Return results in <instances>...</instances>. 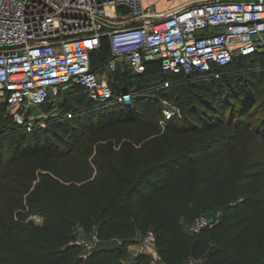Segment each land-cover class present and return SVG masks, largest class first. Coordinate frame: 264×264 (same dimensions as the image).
<instances>
[{"label": "trees", "instance_id": "trees-1", "mask_svg": "<svg viewBox=\"0 0 264 264\" xmlns=\"http://www.w3.org/2000/svg\"><path fill=\"white\" fill-rule=\"evenodd\" d=\"M109 57L108 40L103 38L100 48L91 53L92 70H104ZM263 60L264 52L238 57L227 66L215 67L206 74H163L153 65H149L142 75H134L131 70L123 73L117 70L115 81L110 79V85L114 92L126 90L135 92L136 96L129 105L122 102L91 100L81 87L75 85L61 94L57 102L59 113L51 117L45 127L38 126L35 121L28 129L26 125L17 124L10 117L4 116V108H2L0 112V203L3 202V198L9 196V192L18 193L17 189L9 187L4 180L13 181V176H22L26 181L17 184L19 189L24 188L28 183L29 173L33 168L26 167L22 163V167L27 171L19 173L14 168L16 165L24 158H30L36 167L43 171L47 170L52 161L60 158L64 149L62 147L73 138L77 131L87 132L90 128L102 129L125 121L136 122L139 126L150 127L154 124L160 129L158 105L155 107L152 105L144 113L141 105L133 103V100L143 99L151 94L148 84L151 72L162 74L163 80L170 83L164 88L162 96L171 98L170 94L176 96L175 100L182 116L170 121L164 131L178 136L192 130L196 131L200 122L196 112L198 105L190 104L191 100L186 105L179 103L181 85H187L192 92L193 88L211 91L216 86L224 87V84L232 78L235 69L239 73L247 72L250 77L247 79L252 81L256 76L258 64ZM249 61L252 62L249 63ZM134 87L136 90L133 89ZM240 93V91L233 93L231 97L234 98L235 105H231L226 114L218 108L216 103L194 92V96L201 103L200 106L204 110L213 111L212 117L215 118L216 124L228 130L224 138L233 137L238 132L243 125L245 115L253 106L249 105L250 99L244 100V95ZM53 102L55 100L46 102L41 107L48 111ZM13 142V151L6 164H3L7 145L11 148ZM184 175V170H176L166 173L161 179L155 177L145 179V174L136 179L124 178L115 184L113 189L108 188L102 191L100 197L102 206L96 205L88 194L79 191L81 199L70 200L65 206L58 207L52 198H48L40 189L37 195H35L36 192L34 193L36 200L40 202L38 209L32 213L29 210L28 212L39 214L43 222L35 224L33 220H22V214L27 213L25 210L15 213L12 224L3 223L0 233V264H125L121 261V257L126 253V244L122 238L133 229V222L138 221V217L131 221L133 217L131 207L135 204H138L142 210H148L152 216L161 217L157 223L150 221V226L152 225L157 239L161 238L157 253L164 264H184L190 257L202 259L203 264H264V253L254 248L244 247V236L251 220L249 214L244 212L253 208V205L247 197H242V200L237 202L243 194L242 189L232 190L230 199L234 204L220 210L221 214L215 224L204 227L197 233L188 230V225L196 217L211 218L217 210L204 206L200 208L199 213L191 215L190 208L183 210L178 206V189H183L185 185ZM13 183L16 184L14 181ZM203 188L211 195L214 189H217V195L225 198L227 188L224 187L221 178L207 179ZM194 196L198 197L199 194H189L188 199L193 200ZM20 199H14L13 203L17 204ZM32 202H34L33 199L29 201L30 206ZM120 202L125 205H119ZM21 209H25V206H21ZM181 217L187 222L186 230L182 226ZM74 227L96 235L99 240L121 239L122 241L119 240L121 246L112 251L88 253L86 256L80 254ZM127 264L150 263L145 255L138 254Z\"/></svg>", "mask_w": 264, "mask_h": 264}, {"label": "built area", "instance_id": "built-area-1", "mask_svg": "<svg viewBox=\"0 0 264 264\" xmlns=\"http://www.w3.org/2000/svg\"><path fill=\"white\" fill-rule=\"evenodd\" d=\"M103 38L110 57L104 70L93 71L91 53ZM261 52L264 0H190L163 11L146 0H0V112L4 108V116L30 129L33 107L75 85L94 101L131 102L135 92H114L107 73L122 63L134 75L149 65L163 74H206ZM169 84L164 81V88ZM159 102L164 130L182 114L173 100L163 96ZM220 214L196 217L188 230L212 226ZM40 217L34 213L28 220ZM92 237L83 242L88 249L99 240ZM145 239L155 247L152 231ZM155 259L161 261L157 251ZM184 264L203 261L190 257Z\"/></svg>", "mask_w": 264, "mask_h": 264}, {"label": "rangeland", "instance_id": "rangeland-1", "mask_svg": "<svg viewBox=\"0 0 264 264\" xmlns=\"http://www.w3.org/2000/svg\"><path fill=\"white\" fill-rule=\"evenodd\" d=\"M146 1L155 3L156 9L161 10L171 3L185 0ZM210 31L211 29L208 30ZM122 64L120 72L129 71V68ZM256 69V76L252 81L247 79L250 78L247 72L239 73L235 69L232 78L224 84V87L216 86L211 91L193 88L192 92L185 84L179 87L182 90L179 93V103L186 105L191 100L190 104L198 105L196 112L200 122L196 131L173 136L164 131L165 129H158L154 124L150 127L139 126L136 122L125 121L102 129L90 128L87 132H75L73 138L62 147L64 149L60 158L52 161L45 171L36 167L30 158H24L14 168L19 173L27 171L22 167V163L26 167L33 168L25 187L22 189L17 187L18 183L26 181L22 176L12 177L16 184L11 180H4L9 187L17 189L18 193L9 192V196L3 198V202L0 203V233L3 223H13L17 211L20 213L26 210L27 213L22 214V220H28L32 215L30 213L38 209L40 202L36 200L35 195L40 189L48 198H52L58 207L65 206L70 200L81 199L79 191L88 194L96 205L102 206L100 199L102 191L113 189L115 184L124 178L136 179L145 174V179L152 177L161 179L166 173L184 170L185 185L183 189H178V206L183 210L190 208L191 215L199 213L200 208L204 206L220 211L234 204L230 199L232 190L242 189L243 194L237 202L241 201L242 197H247L253 205V208L244 212L251 217L248 231L244 236V247L264 253V60ZM107 73L110 79L115 81V72L107 69ZM148 84L151 94L143 99L133 100L134 105H141L144 113L152 105L154 107L160 105L159 99L163 97L164 90L162 74L151 72ZM133 89L136 90L135 87ZM239 91L244 95V100L250 99L249 105L253 106L245 115L243 125L238 132L233 137L224 138L228 130L216 124L215 118L212 117L213 111L204 110L200 106L199 99L194 96V92L216 103L218 108L227 114L230 106L235 105L231 96ZM170 95L172 98H167L177 104L175 94ZM58 101L59 98L53 102L48 111L42 107H33L29 111L34 115L33 123L36 121L38 126L45 127L51 117L58 115ZM129 103L127 102V105ZM191 113L193 114V111ZM13 145L14 142L11 148L7 145L3 164H6L11 155ZM204 178L206 179L203 181ZM218 178L222 179L224 187L227 188L224 199L217 195V189H214L211 195L203 188L207 179ZM192 193H198L199 196H194V199L190 200L188 196ZM18 198H21L18 203H13L14 199ZM31 199L34 200L32 207L29 203ZM119 205L125 204L120 202ZM21 206H25V209H21ZM131 211L133 213L131 221L133 222L137 217L138 221L133 222V229L122 238L126 244V253L121 257V261L127 264L138 254H143L150 264H163L162 261L155 259V251L158 250L161 238L157 239L154 233L155 247L148 245L145 239L149 231L153 232L150 221L157 223L161 217L152 216L148 210L140 209L138 204L132 206ZM40 218L39 222L34 221L35 224L43 222L42 217ZM180 220L186 230L187 222L183 217ZM74 230L76 241L80 246L79 253L86 256L89 249L83 242L92 241V234L76 227Z\"/></svg>", "mask_w": 264, "mask_h": 264}, {"label": "water", "instance_id": "water-1", "mask_svg": "<svg viewBox=\"0 0 264 264\" xmlns=\"http://www.w3.org/2000/svg\"><path fill=\"white\" fill-rule=\"evenodd\" d=\"M121 242L117 238L110 240H98L95 245L89 248V253H96L101 251H112L120 248Z\"/></svg>", "mask_w": 264, "mask_h": 264}, {"label": "crops", "instance_id": "crops-1", "mask_svg": "<svg viewBox=\"0 0 264 264\" xmlns=\"http://www.w3.org/2000/svg\"><path fill=\"white\" fill-rule=\"evenodd\" d=\"M186 1V0H185ZM185 1H183V2H178V3H176V2H174V3H171V4H169L165 9H168V8H171V7H174V6H177V5H180V4H182V3H185ZM190 1V0H189ZM148 3H151L150 1H147ZM167 3V2H166ZM154 4V6H155V3H153ZM155 8H156V6H155ZM165 9H161V10H158V11H163V10H165Z\"/></svg>", "mask_w": 264, "mask_h": 264}]
</instances>
